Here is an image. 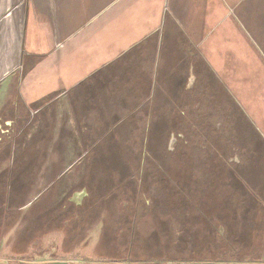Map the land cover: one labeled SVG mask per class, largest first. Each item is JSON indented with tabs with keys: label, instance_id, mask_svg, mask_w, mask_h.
I'll list each match as a JSON object with an SVG mask.
<instances>
[{
	"label": "crops",
	"instance_id": "0c3cea01",
	"mask_svg": "<svg viewBox=\"0 0 264 264\" xmlns=\"http://www.w3.org/2000/svg\"><path fill=\"white\" fill-rule=\"evenodd\" d=\"M212 93L219 132L254 152L210 162L222 184L264 196V0H0V99L56 104L68 130L156 147L181 117L209 115ZM243 260L264 264V247Z\"/></svg>",
	"mask_w": 264,
	"mask_h": 264
},
{
	"label": "rangeland",
	"instance_id": "374dc122",
	"mask_svg": "<svg viewBox=\"0 0 264 264\" xmlns=\"http://www.w3.org/2000/svg\"><path fill=\"white\" fill-rule=\"evenodd\" d=\"M217 97L209 115L180 118L184 131L161 134L156 147H143L146 134H138L129 148L123 132L68 130L56 104L35 110L0 99V264L256 259L264 247L261 189L229 188L210 162L254 150L219 132ZM239 134L250 143L249 128Z\"/></svg>",
	"mask_w": 264,
	"mask_h": 264
},
{
	"label": "bare ground",
	"instance_id": "6f19581e",
	"mask_svg": "<svg viewBox=\"0 0 264 264\" xmlns=\"http://www.w3.org/2000/svg\"><path fill=\"white\" fill-rule=\"evenodd\" d=\"M76 196V195H75Z\"/></svg>",
	"mask_w": 264,
	"mask_h": 264
}]
</instances>
